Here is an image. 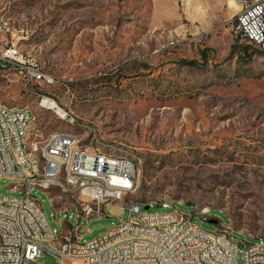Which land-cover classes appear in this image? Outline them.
<instances>
[{
	"label": "rangeland",
	"instance_id": "374dc122",
	"mask_svg": "<svg viewBox=\"0 0 264 264\" xmlns=\"http://www.w3.org/2000/svg\"><path fill=\"white\" fill-rule=\"evenodd\" d=\"M0 12L11 24L0 47L17 42L35 57L55 79L42 91L68 114L0 77V99L36 117L29 144L43 148L51 133L71 131L130 147L139 168L126 201H156L148 213L178 203L205 230L227 225L234 239L264 238V49L233 32L228 0H0ZM12 184L0 178V197L24 194ZM33 195L51 229L59 209L70 208L64 225L78 224L70 195L52 188L55 204L45 190ZM103 210L82 218L85 241L130 216L122 201Z\"/></svg>",
	"mask_w": 264,
	"mask_h": 264
},
{
	"label": "built area",
	"instance_id": "2783aa9c",
	"mask_svg": "<svg viewBox=\"0 0 264 264\" xmlns=\"http://www.w3.org/2000/svg\"><path fill=\"white\" fill-rule=\"evenodd\" d=\"M234 1L239 8L233 32L239 37L241 32H249V44L264 46V0ZM10 30V19L0 12V35ZM0 77L21 82L23 91L35 89L43 104L52 99L42 91V86L53 85L54 77L43 70L35 57L24 53L17 42H5L0 47ZM28 120L27 111L4 110L0 101V178L13 182L12 191L24 192L22 196L0 197V264H46L38 262L46 255L56 260L54 264H71L75 260L83 264H167V259H175V264H198L197 255L202 251H209L205 264H238L240 246L244 264H264L263 238H257V246H245V241L234 239L233 229L227 225L216 232L205 230L193 221L197 214L181 209L178 203L157 202L168 210L152 213V219H145L146 206L156 201H126L130 194H124V187L118 185V177H127L128 187H132V175L138 174L133 173V165L73 153L70 179L75 180L74 170H81L91 175H110V182L77 180L78 190L58 186L55 166L60 153L70 151L71 143L88 142L86 138L75 140L51 133L48 148H41L39 143L27 144ZM11 159L22 160L23 169L11 167ZM42 166H50L49 176H40ZM52 188L71 196L77 225H64L61 212L70 208L59 209L54 212L59 228H50L42 203L33 191H47L54 203ZM80 193L95 194L96 202H78ZM121 201L130 211L129 218L119 219L109 232L85 241L82 218L101 216L104 204ZM203 213L209 221L207 212ZM69 218L67 215L66 220ZM171 237L179 238V246L174 254H164ZM134 242H141L140 252H133Z\"/></svg>",
	"mask_w": 264,
	"mask_h": 264
},
{
	"label": "bare ground",
	"instance_id": "6f19581e",
	"mask_svg": "<svg viewBox=\"0 0 264 264\" xmlns=\"http://www.w3.org/2000/svg\"><path fill=\"white\" fill-rule=\"evenodd\" d=\"M228 3L237 11L239 6L234 0H228ZM2 17L5 15L2 14ZM240 37L249 41V32H241ZM259 49H264V46L258 47ZM27 54V53H26ZM24 91L27 94H33L35 97L40 98V93L33 90V88H26ZM2 109L11 112L27 111L28 123H27V144L29 132L35 124L36 117L33 111L27 105H7L1 99ZM44 104L47 106L45 107ZM40 102V105L47 109H52L58 113L61 117L66 118L67 112L62 109L55 100L50 99L47 101ZM54 134L61 135L64 138L82 140L75 133L71 131H56ZM91 138V137H90ZM51 142V136L46 141L43 148H48V144ZM88 143H71L70 151L66 153H60V159L58 164L55 166V174L57 175V185L63 186L68 190H78V182L87 181L89 183L97 182H110V175H91L89 171L74 170V179H70V172L72 171L73 164V153H82L90 158L108 159L111 161H116V163H126L133 165V173H138L139 162L137 156L133 151L124 145L116 142H109L105 139H99L96 136H92L91 139L87 140ZM91 144V145H90ZM11 167L14 169H23V162L20 159H11ZM50 166H42L40 169V176H49ZM138 174L132 175V187H128L127 177H118V185L124 187V194H132L136 188ZM78 202H96V195L93 193H80L78 195ZM195 214V213H191ZM145 219H152V213H148L145 209ZM264 244V238H263ZM179 246V238L171 237L169 243L164 247V254H174L175 249ZM245 246H257V243L245 242ZM141 251V242H134L133 252ZM207 258H209V251H202L197 255V263L205 264L207 263ZM167 264H175V259H167Z\"/></svg>",
	"mask_w": 264,
	"mask_h": 264
},
{
	"label": "trees",
	"instance_id": "16d2710c",
	"mask_svg": "<svg viewBox=\"0 0 264 264\" xmlns=\"http://www.w3.org/2000/svg\"><path fill=\"white\" fill-rule=\"evenodd\" d=\"M242 38V37H241ZM242 39H244V38H242ZM245 41H247L248 42V40H246V39H244ZM251 45V44H250ZM253 46V45H252ZM256 48H258V47H256ZM246 53H247V51H245ZM192 65H195V62H190Z\"/></svg>",
	"mask_w": 264,
	"mask_h": 264
},
{
	"label": "water",
	"instance_id": "95a60500",
	"mask_svg": "<svg viewBox=\"0 0 264 264\" xmlns=\"http://www.w3.org/2000/svg\"><path fill=\"white\" fill-rule=\"evenodd\" d=\"M146 209H149V206H146ZM211 223H217L215 220H209Z\"/></svg>",
	"mask_w": 264,
	"mask_h": 264
},
{
	"label": "crops",
	"instance_id": "0c3cea01",
	"mask_svg": "<svg viewBox=\"0 0 264 264\" xmlns=\"http://www.w3.org/2000/svg\"><path fill=\"white\" fill-rule=\"evenodd\" d=\"M234 9V8H233Z\"/></svg>",
	"mask_w": 264,
	"mask_h": 264
}]
</instances>
